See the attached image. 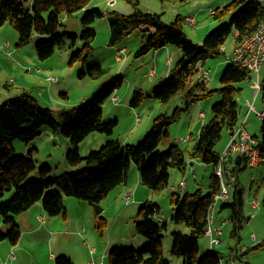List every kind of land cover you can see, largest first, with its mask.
I'll use <instances>...</instances> for the list:
<instances>
[{"label": "trees", "instance_id": "1", "mask_svg": "<svg viewBox=\"0 0 264 264\" xmlns=\"http://www.w3.org/2000/svg\"><path fill=\"white\" fill-rule=\"evenodd\" d=\"M135 6V12L128 15L116 12L107 14L110 24L111 38L109 44H117L124 36L135 31L145 30L142 47L137 56L150 52H157L170 45L181 49L182 58L170 71L169 77L152 92L145 93L137 90L133 95L132 105L139 106L145 95L160 103H169L176 93L188 90L186 109L191 103L199 100L210 99L214 91L204 87L205 81L201 80L199 71L208 58L222 55V49L229 37L234 36L235 46L249 38L264 22V0H231L230 3L213 14L218 20L230 15L228 24H222L211 31L202 45L193 43L187 36L184 24L186 17L180 15L170 24L163 22V14H152L141 11L138 6L140 0H128ZM167 2L168 0H160ZM188 3L193 0H181ZM90 0H33L30 7H26L23 0H0V28L9 22L19 36L18 46H25L40 36L36 42V51L39 60L44 61L55 53L57 48L66 43L74 46L78 40L82 47L73 55L71 62L87 61L93 53L92 42L97 31L93 27L95 19L106 14L99 8H85ZM84 11L81 19L84 30L81 36L75 34H61L59 27L63 25V16H71ZM191 18H195L194 16ZM108 44V45H109ZM222 79V89L219 90L222 100L213 105L212 117L209 123L199 131L195 148L188 152L189 158L199 160L201 163L212 165L214 169L210 177L208 193L203 194V189L192 194L172 192L170 202L174 207L171 220L178 226L184 225L188 232L174 229L171 232V256L181 257L184 264H221V257L213 251H208L199 257V239L204 237L207 230L209 208L214 203L215 195L220 192V181L216 170L220 163V155L215 151L216 143L222 139L225 130L230 133L237 128L240 114L237 105L238 89L235 84L244 82L251 73L240 66L229 63ZM102 64L89 67L80 73L93 79L100 78L107 71ZM201 72V71H200ZM199 73V77H198ZM123 79H112L104 88L95 94L93 100L81 110H62L60 119H57L53 110L43 107L31 94L24 92L5 100L0 104V241H8L15 246L21 238V228L16 221L19 214L28 211L37 202L43 204L49 216L66 214L64 197H74L89 203L93 214L99 219V227L106 224L102 212V200L118 186L128 182L129 169L135 165L140 174L141 184L151 192L157 193L169 188L170 170L173 168L183 170L187 168L184 152L178 146L170 145L167 151L159 150L164 137L169 136V127L177 122L184 109L176 107L171 114H160L154 118L152 127L142 142L137 146L123 144L120 140H111L99 150L83 157L80 154L82 141L91 133L101 132L111 134L115 126L114 121L103 122L101 105L104 99L111 96L122 86ZM193 84V85H192ZM264 100V82L261 90ZM62 120L70 121L61 125ZM262 137L255 148L259 151L261 162H264V120L261 127ZM62 135L70 140L63 163L68 165L61 175H50L51 166L44 165L39 168V176L33 173L37 165L33 155L38 151L33 144L35 138L42 134ZM26 143L27 154H17L15 142ZM191 140V139H189ZM241 164L245 159L239 160ZM238 166V164H236ZM236 191L232 204L223 208L233 209L231 223L233 222V235L239 236L243 222H248L244 214L242 190L236 183ZM11 192L8 201H2L5 194ZM264 207V200H263ZM135 220V232L144 239L141 250L138 246H118L110 251L109 264H170L164 254L163 230L167 229V220L161 226V206L158 202L150 200L140 205ZM136 217V218H137ZM135 218V219H136ZM244 219V221H242ZM158 220V221H157ZM123 247V248H120ZM56 264H75L71 258L59 256Z\"/></svg>", "mask_w": 264, "mask_h": 264}, {"label": "rangeland", "instance_id": "2", "mask_svg": "<svg viewBox=\"0 0 264 264\" xmlns=\"http://www.w3.org/2000/svg\"><path fill=\"white\" fill-rule=\"evenodd\" d=\"M23 1L26 7H30L33 0ZM90 1V8H99L106 15L103 18L95 19L93 27L97 31V35L92 42V46H94L93 53L87 58V61L71 62L74 53L82 47L80 40L72 47L69 43H66L63 47L55 50L53 57L41 61L36 51V44L40 41H48L50 39L49 36H44L45 39L42 40L33 38L30 44L18 46L19 36L13 26L7 22L0 28V89L4 93V95H0V104L9 98L16 97L17 95L21 96L23 91H27L35 100H38L41 106L51 108L54 116L60 119L62 110H66V112L81 110V108L93 100L95 94L100 90L99 88H104L112 79H123L122 86L111 96L105 98L101 105L103 122L116 121L113 132L108 135L101 132L89 134L80 145L79 150L81 156L85 157L91 152L99 150V148L111 140H120L123 144L137 146L144 140L146 133L150 131L153 124L152 120L161 112L160 109L163 110L162 113L171 114L174 108L178 107L184 110L180 118L177 119L178 121L170 125L169 136L164 137L158 147L161 152H164L170 148V145H167L168 142L172 146H178L184 152L187 168L183 170L172 168L169 171L170 181L168 185L170 187L174 186L177 193H187V195L195 193L202 188L203 194L206 195L208 193L207 188L210 184V177L213 173L212 169L214 168L212 165L189 158L188 152L195 148L201 128L209 123L212 117L213 105L218 104L222 100L219 90L222 89L223 83L220 79H222L224 72L228 68L229 60L233 58L235 48L234 36L229 37L226 41L222 55L206 59L202 66L204 70L209 72L204 87L208 91H214L210 99L206 98L191 103L187 106L189 108L185 110L188 100L186 93L191 88L189 86L186 90L176 93L169 103H160L151 98V95H145L139 106H133V95H135L137 90L144 92V94H150L156 91L163 81H166L171 69L176 66L183 56L181 49L170 45L166 49L137 56V52L142 47L141 43L144 41V34L141 32L145 30L144 27H141L140 31H135L131 35L124 36L117 44H109L107 46L111 38L107 14L116 12L129 16V14L135 12V6L128 0ZM110 1H115V5L108 6V2ZM230 1L193 0V2L183 3L181 0H168L167 2H161L160 0H140L138 8L146 13L163 14L162 17L165 24L174 22L178 15L183 19L194 16L196 20L194 26L186 21L187 24H184V29L188 38L193 43L202 45L204 39L211 31L222 24L229 23L230 15L223 20H218L210 14H212V10L224 8ZM84 13L80 11L71 16L64 15L63 25L59 27V32L61 34L81 36L84 30L81 21ZM123 47L128 51H125V53L119 51L115 56L119 60H123V62L117 63L114 60L111 61L113 58L110 55L113 57L115 53L112 52V49L115 48L117 51L118 48ZM31 49L35 50L32 56L30 54ZM170 56L173 58L170 59ZM168 60L170 66L165 67L164 65ZM97 64H102L107 69V72L103 76L96 79L88 75L80 77L82 71H86L89 67ZM157 68L159 69V73L155 76ZM259 72L252 73L244 82L236 83L235 86L240 89L237 91V105H239L240 109V114L237 116L239 119L237 127L243 124L246 125L249 134L260 141L262 137L260 129L263 121L257 117V112L250 111V105H252L256 108V111L264 112L262 91L256 95V91L253 88L258 81L259 84H263L264 82V70H262L260 76ZM150 73L155 77H152ZM53 78L57 80L53 82ZM262 108L263 110H261ZM60 122L61 125H65L70 121L62 120ZM231 136L230 131L225 130L222 139L216 143L215 151L218 152L220 158L223 156ZM69 144L70 140L62 135L45 133L36 138L38 151L34 153L33 158L36 162L37 170L33 175L39 176V168L44 165H50L52 167L50 175L58 176L63 174L65 168H68V165L63 162ZM26 145V143L17 140L15 142L16 153L26 155ZM257 152L255 150L256 155ZM237 157L241 156L234 154L227 156L224 160L223 170H225V176L223 183L228 186V196L230 199L228 201H216L215 199L219 193L215 195L214 203L211 205L213 207L215 222L227 220L229 226L224 227L225 224L221 226L222 236L220 238V245L216 244L215 246L211 244L212 238H217L213 234H211L212 238L211 236L209 238L205 235L199 239V257L204 256L208 251H213L221 257V264H264V162L260 163L259 158H257V161L252 162V166L244 157L246 161L237 166V163H235ZM58 160L59 164H57ZM132 173L137 174V168L134 164L131 165L128 173L131 176L128 178V186L132 194L130 199H125L128 192L125 193V185H121L113 189L102 200V206L104 208L102 215L106 220V224L99 227V219L93 214L91 205L85 201L83 202L85 205L79 208L81 217L85 218L84 226L80 225L81 229L76 224L73 226L69 224L70 219H60V223L48 224L47 226L42 223L43 227L37 233L30 231L31 228L28 224L24 225L19 223L22 234H25V236L22 235L20 240L25 248L21 251L20 255L16 246L13 247L9 243L11 245L10 249L12 250L9 257L16 259V264H41L42 261L44 264H56V258L59 256L72 257L78 264H86L88 258L85 253L80 251V243L86 240L89 248L93 245H99L101 250L103 248L105 249L101 251L106 254L103 263L109 264L112 248L114 249L122 245L117 244L119 237L122 234L130 235L134 232L135 220H141L140 217L136 218L140 204L136 202L133 195V192L138 186L140 187V193L144 192L145 195V191L147 192V196H143L144 202L150 200L160 204L161 215L159 217L165 218L169 216L170 210L173 207L169 198L170 187L157 193L151 192L140 181L137 182V179ZM219 181L221 182L220 179ZM182 182L185 184V187H181L180 184ZM237 182L242 190L244 214L249 219L247 223H245L244 219L242 220L244 222L239 230L238 237L232 234L234 228L233 222L231 223L230 220L232 219L233 209L229 207L223 208L225 203H233V194H235ZM11 195V192L6 193L2 201L10 200ZM66 199L72 200V198L65 197L64 201ZM76 200L80 201L78 199ZM39 204L44 209L43 204ZM64 206L67 210L65 202ZM128 206L131 207L127 208ZM136 206H138L137 210ZM72 213L68 215L73 216ZM42 216L51 219L47 216L46 212L44 214L42 213ZM228 217L230 222L228 221ZM159 224L162 226L164 223L161 222ZM169 224L172 225V228L163 230V240L164 242L168 241V249L171 244V232L174 229H179L183 232L187 230L185 228L186 226H178L172 220ZM215 225L217 226V224ZM50 230L52 232H49ZM78 231L84 236L81 241L75 237V233H78ZM253 235L257 236L256 240L253 239ZM70 239H73L72 244L70 243ZM32 240L40 243L34 245L28 242ZM42 242L46 243L41 244ZM145 246L142 245L135 249L141 250ZM85 248L88 247L85 246ZM74 251L77 252L74 253ZM53 252L59 253H55L53 256ZM62 253L64 255H60ZM164 254L169 259L170 264H184L181 257H172L171 253H168L165 248ZM10 255H13L14 258ZM92 259L97 260L98 263L100 262V259L96 257H92Z\"/></svg>", "mask_w": 264, "mask_h": 264}, {"label": "crops", "instance_id": "3", "mask_svg": "<svg viewBox=\"0 0 264 264\" xmlns=\"http://www.w3.org/2000/svg\"><path fill=\"white\" fill-rule=\"evenodd\" d=\"M90 7H89V5L85 8V10H88ZM91 9V8H90ZM82 12H84V11H82ZM38 38H40V36H36L35 37V39H38ZM108 44H109V42H108ZM107 44V46H109ZM236 47V46H235ZM31 48V47H30ZM167 48V47H166ZM166 48H164V49H166ZM163 50V49H162ZM124 52L125 53V51L127 52L128 50L125 48V47H123V48H118V50L116 51L115 50V48L114 49H112V52H115L114 53V56L112 57V55H110V57L111 58H113V59H111V61H115V62H117V63H120V62H123V60H119L118 58H116L115 56L117 55V53L118 52ZM35 53V50L34 49H31V56L33 55ZM20 56L21 57H23L21 54H20ZM170 59L171 58H173L172 56H170L169 57ZM11 59V58H10ZM171 63V62H170ZM264 65V64H263ZM165 67H169L170 65H169V60L167 61V63L164 65ZM159 68V67H158ZM157 68V71H156V73H155V76L159 73V69ZM261 70V71H260ZM259 71V76H260V74H261V72H262V70H264V66L260 69ZM151 74V76L153 77L154 75L152 74V73H150ZM169 75H170V73L167 75V77H169ZM154 76V77H155ZM100 89V88H99ZM24 92H27V91H23L22 93H24ZM21 93V94H22ZM4 95V93H3V90L2 89H0V95ZM17 96H19V95H17ZM118 98V97H117ZM1 99V98H0ZM86 101V100H85ZM176 108V107H175ZM175 108H174V110H175ZM174 110H173V112H174ZM261 110H263V108L261 109ZM160 111L161 112H159L157 115L159 116L160 115V113L161 114H167V113H162V109H160ZM245 130H247L246 129V125H245ZM247 132L249 133V130H247ZM251 135V134H250ZM167 145H171V143L170 142H168V144ZM57 164H59V160L57 161ZM139 171L137 170V174L136 173H132L134 176H135V178L137 179V182L138 181H140L141 182V180H140V174L138 173ZM139 174V175H138ZM131 176H129V178H130ZM128 183L129 182H127L126 184H125V188H124V191H125V193H130V187L128 186ZM171 189H169V193L171 194L172 192H176V189H175V187L174 186H172V187H170ZM173 189V190H172ZM183 194V193H182ZM133 195H134V197H135V200H136V202L137 203H139L140 205H141V203L143 202L144 203V201H143V198L144 197H146L147 196V192L145 191V195H144V192L143 193H140V187L138 186L137 188H136V190L133 192ZM144 196V197H143ZM65 197H67V196H65ZM64 197V198H65ZM69 198H72V200L71 199H66L64 202H65V205H66V207H67V212H66V216H60V215H58V216H49L51 219H47V218H45L44 216H42V213L44 214L46 211L42 208V206L40 205V204H38V205H36V206H33L32 207V209L30 210V211H28L27 213H22V214H20V216H18V220H19V222L20 223H22V224H24V225H26V224H28L29 226H30V228H31V230L30 231H32V232H34V233H37L38 232V230H40V228H42L43 227V225H48V224H54V223H60V219H66V220H71V221H69V224H72V226L74 225V224H76L77 225V227H79L80 229H81V227H80V225H82V226H84V223H85V218H83V217H81V211L79 210V208L80 207H83L85 204L83 203L84 201H82V200H80V201H77L76 200V198H74V197H69ZM148 198H149V196H148ZM79 200V199H78ZM147 201V200H146ZM138 205V204H137ZM131 206H128L127 208H130ZM137 207L138 206H136V210H137ZM172 207V206H171ZM139 208H140V206H139ZM254 208V207H253ZM75 209V210H74ZM74 210V212L72 213V211ZM174 210V207H172L171 208V210H170V214H169V216H166L165 218H162V217H160V222H164V221H166L167 220V222H166V224H167V229L169 230L170 228H172V225L171 224H169V222L171 221V217H172V214H173V211ZM139 211V210H138ZM69 213H72L73 214V216L71 215V216H69L68 214ZM47 214V213H46ZM138 214V213H137ZM42 216V218H43V221H41L40 219H39V217H41ZM48 216V215H47ZM136 217H137V215H136ZM119 219V218H118ZM169 219H170V221H169ZM230 219H229V217H228V221H229ZM214 222V225L215 224H217V226L215 225V227L217 228V229H219L220 231H221V236H222V230H221V226H224V224H225V226L224 227H228L229 226V223L227 222V220H223V221H217V222H215V220L213 221ZM230 222V221H229ZM39 223V224H38ZM42 223H43V225H42ZM183 226V225H182ZM49 232H52V230H50ZM184 232H188V230H186V231H184ZM133 234V235H132ZM23 236H25V234H22ZM132 235V236H131ZM213 235H216V232L215 231H213ZM221 236H220V238H221ZM22 237V236H21ZM75 237H77L78 239L77 240H79V241H81V239H83V235L81 234V232L80 231H78V233H75ZM206 237H209L210 238V236L209 235H206ZM216 237H218L217 235H216ZM211 238H212V235H211ZM214 238V237H213ZM253 239H257V236L256 235H253ZM73 239H70V243L72 244L73 243V241H72ZM22 241H23V239H22ZM89 241V240H88ZM28 242H30V243H32V244H34V245H36V244H38V243H40V242H37V241H34V240H32V241H28ZM111 242H112V240H111ZM44 243H46V242H42L41 244H44ZM144 243V239L143 238H140L139 236H137V234H136V232H135V229H134V232H132L130 235H127V234H122L120 237H119V242L117 243V244H122L121 246H130V247H132V246H138L139 244L140 245H142ZM52 244V243H51ZM220 244H221V239H220ZM219 244V245H220ZM53 245V244H52ZM108 245H110V244H108ZM107 245V246H108ZM85 246L86 247H88V248H85ZM167 246H168V241H165L164 242V248L168 251V253H170V249H171V244L169 245V249L167 248ZM10 247H11V245L9 244V243H7V241H3V242H0V260L4 263V264H16V259H11L10 257H9V254H10V252L12 251L11 249H10ZM25 248V246L24 245H22V243H21V241H19L18 242V245L16 246V249H17V251H18V253L21 255V251L23 250ZM111 248V247H110ZM105 249L103 248V250H101V247L99 246V245H93V246H91L90 248H89V244H88V242L86 241V240H84L83 241V243L81 242L80 243V251L82 252V253H85V255H86V257L88 258V260H87V262H86V264H104L103 263V259H105V257H106V254H105V252H101V251H104ZM164 250V249H163ZM77 251H74V253H76ZM55 253H59V252H53L52 254H53V256L55 255ZM73 253V254H74ZM60 255H64L63 253L62 254H60ZM67 255V254H66ZM16 256V255H15ZM17 257V256H16ZM92 257H96L97 259H100V262L98 263L97 262V260H94V259H92ZM173 257V256H172ZM71 259H72V261L75 263V264H78L76 261H74L73 260V258L72 257H70ZM41 264H44L43 263V261H42V263Z\"/></svg>", "mask_w": 264, "mask_h": 264}, {"label": "built area", "instance_id": "4", "mask_svg": "<svg viewBox=\"0 0 264 264\" xmlns=\"http://www.w3.org/2000/svg\"><path fill=\"white\" fill-rule=\"evenodd\" d=\"M115 5V1L108 2V6ZM214 11H212V14ZM186 21L194 26L196 20L195 18H187ZM223 50V49H222ZM124 53V52H123ZM229 63L235 64L236 66H240L242 68L247 69L251 74L252 73H258L259 70L264 66V22L258 27V30L253 33L249 38H246L245 41H243L241 44L236 46L234 48L233 52V58L229 60ZM209 76V72L202 69L200 72L201 80L206 81L207 77ZM56 81V78L52 79ZM256 91V95L261 90V84H259V81L253 86ZM250 111L257 112V117L261 118L262 121L264 120V112H258L256 111V108L252 105H250ZM231 139L229 143H227L226 150L224 151L223 156L220 158V163L216 169V175L221 180V189L220 194L217 195L216 201L223 200L228 201L230 199L228 186L223 183L224 176H225V170L224 169V160L227 158V156H231L236 154L237 156L243 157V159H247L248 163L253 166L252 162L257 161V158H259L261 163V156L259 154V151L255 148V146L258 144L257 139L252 137L247 130H245V125H241L233 132L231 133ZM255 150L258 151L257 155L255 153ZM245 157V158H244ZM245 159V160H246ZM181 187H185V184L182 182ZM173 190V189H172ZM131 193H127L126 200L130 199ZM210 209V215L208 218V225L205 235L211 236L213 234V231L216 232L217 238H212L211 244L212 245H219L220 244V234L221 231L217 229L214 225V215H213V207Z\"/></svg>", "mask_w": 264, "mask_h": 264}, {"label": "bare ground", "instance_id": "5", "mask_svg": "<svg viewBox=\"0 0 264 264\" xmlns=\"http://www.w3.org/2000/svg\"><path fill=\"white\" fill-rule=\"evenodd\" d=\"M37 138H38V137H37ZM33 144L36 145V138H35V140L33 141ZM34 148H37V146L34 147ZM39 203H41V202H37L34 206L38 205ZM32 207H33V206H32ZM32 207L30 208V210L32 209ZM30 210H28V211H30ZM28 211H25L24 214L27 213ZM46 213H47V212H46ZM47 215H48V213H47ZM18 216H20V214L17 215V216H15V217H16V221H17L18 224H19L20 222H19V220H18V219H19ZM48 216H49V215H48ZM40 220L43 221L42 216L40 217ZM19 226H20V224H19ZM0 227H1V226H0ZM20 228H21V227H20ZM21 232H22V231H21ZM21 236H22V233H21ZM20 240H21V238H20ZM20 240H19V241H20ZM0 242H3V241H0ZM17 245H18V242H17V244H16L15 246H17ZM12 246H13V245H12ZM15 246H13V247H15ZM10 256H11L12 258H14L13 255H10ZM0 264H4V263L0 260Z\"/></svg>", "mask_w": 264, "mask_h": 264}, {"label": "water", "instance_id": "6", "mask_svg": "<svg viewBox=\"0 0 264 264\" xmlns=\"http://www.w3.org/2000/svg\"><path fill=\"white\" fill-rule=\"evenodd\" d=\"M239 160H241V157H237V160H236V162H235V163H237L238 165L241 164V161L239 162Z\"/></svg>", "mask_w": 264, "mask_h": 264}, {"label": "clouds", "instance_id": "7", "mask_svg": "<svg viewBox=\"0 0 264 264\" xmlns=\"http://www.w3.org/2000/svg\"><path fill=\"white\" fill-rule=\"evenodd\" d=\"M256 139V138H255ZM246 161V160H245Z\"/></svg>", "mask_w": 264, "mask_h": 264}]
</instances>
